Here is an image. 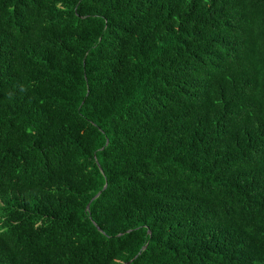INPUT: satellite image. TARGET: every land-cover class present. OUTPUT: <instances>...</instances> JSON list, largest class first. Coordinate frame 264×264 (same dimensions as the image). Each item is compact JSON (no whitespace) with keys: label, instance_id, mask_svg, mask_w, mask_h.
<instances>
[{"label":"trees","instance_id":"16d2710c","mask_svg":"<svg viewBox=\"0 0 264 264\" xmlns=\"http://www.w3.org/2000/svg\"><path fill=\"white\" fill-rule=\"evenodd\" d=\"M0 264H264V0H0Z\"/></svg>","mask_w":264,"mask_h":264},{"label":"water","instance_id":"95a60500","mask_svg":"<svg viewBox=\"0 0 264 264\" xmlns=\"http://www.w3.org/2000/svg\"><path fill=\"white\" fill-rule=\"evenodd\" d=\"M99 194H100V193H98V194L96 195V197H95V198H97V197L99 196ZM89 207H90V205H88V208H89Z\"/></svg>","mask_w":264,"mask_h":264}]
</instances>
